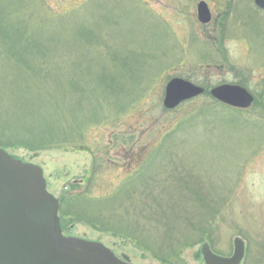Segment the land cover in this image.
Instances as JSON below:
<instances>
[{
    "label": "rangeland",
    "instance_id": "374dc122",
    "mask_svg": "<svg viewBox=\"0 0 264 264\" xmlns=\"http://www.w3.org/2000/svg\"><path fill=\"white\" fill-rule=\"evenodd\" d=\"M199 1L24 0L21 14L30 17L31 28L44 26L64 36L70 48L65 60L81 73V112L95 107L100 122L85 131L86 150L17 148L7 153L39 166L47 189L58 198L70 184H82L92 162L101 181L95 192L101 193L134 169L136 157L161 143L168 149L161 150L159 165L172 161L191 168V177L200 183L195 187L223 205L221 215L209 221L210 241L186 248L182 264H205L204 243L219 255H231L235 237L245 244L240 264H264V11L253 0H204L211 21L202 24ZM81 31L85 40L73 48ZM87 40L91 43L84 45ZM176 76L206 90L239 84L254 102L243 115L216 112L190 123L184 119L189 106L210 97L165 109L164 86ZM171 130L178 132L172 141H161ZM64 233L99 241L118 256L126 254L132 264H165L130 241L79 222Z\"/></svg>",
    "mask_w": 264,
    "mask_h": 264
},
{
    "label": "trees",
    "instance_id": "16d2710c",
    "mask_svg": "<svg viewBox=\"0 0 264 264\" xmlns=\"http://www.w3.org/2000/svg\"><path fill=\"white\" fill-rule=\"evenodd\" d=\"M23 1L0 0V147L34 153L51 148L86 150L84 133L100 121L93 106L87 108L88 114L81 112L79 104L85 96L81 73L76 67L73 72L65 60L70 48L60 30L29 26L30 17L21 14ZM17 9L19 15L14 13ZM67 13L59 14L61 26ZM81 39L85 40L82 31L73 48ZM203 96L209 97L206 88ZM216 112L243 115V110L210 98L189 106L184 119L193 123ZM177 133L168 131L161 141H172ZM157 145L136 157L134 169L99 194L95 187L101 181H96L98 171L92 162L84 182L70 184L58 197L62 229L82 223L130 241L165 264H182L186 248L210 241L209 221L223 205L195 187L200 183L191 177V168L174 166L172 161L159 165L161 150L168 148Z\"/></svg>",
    "mask_w": 264,
    "mask_h": 264
},
{
    "label": "water",
    "instance_id": "95a60500",
    "mask_svg": "<svg viewBox=\"0 0 264 264\" xmlns=\"http://www.w3.org/2000/svg\"><path fill=\"white\" fill-rule=\"evenodd\" d=\"M264 9V0H253ZM197 17L206 24L211 14L205 1L198 2ZM204 88L181 77L164 87L163 107L170 110L203 94ZM216 101L233 108H249L254 100L238 84L222 83L209 89ZM59 204L46 189L41 168L21 161L0 147V264H130L126 254L116 256L99 241L64 236L58 217ZM205 264H239L244 243L234 239L233 254H214L207 243L201 247Z\"/></svg>",
    "mask_w": 264,
    "mask_h": 264
}]
</instances>
